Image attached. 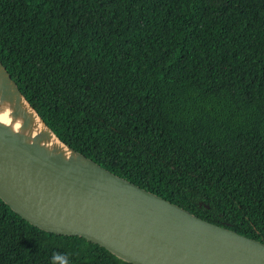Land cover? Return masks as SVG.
<instances>
[{"label": "trees", "instance_id": "1", "mask_svg": "<svg viewBox=\"0 0 264 264\" xmlns=\"http://www.w3.org/2000/svg\"><path fill=\"white\" fill-rule=\"evenodd\" d=\"M0 59L69 146L264 242V0H0ZM0 264L131 263L0 199Z\"/></svg>", "mask_w": 264, "mask_h": 264}, {"label": "water", "instance_id": "2", "mask_svg": "<svg viewBox=\"0 0 264 264\" xmlns=\"http://www.w3.org/2000/svg\"><path fill=\"white\" fill-rule=\"evenodd\" d=\"M0 199L41 230L83 237L131 264H264V242L198 217L61 140L1 59Z\"/></svg>", "mask_w": 264, "mask_h": 264}, {"label": "bare ground", "instance_id": "3", "mask_svg": "<svg viewBox=\"0 0 264 264\" xmlns=\"http://www.w3.org/2000/svg\"><path fill=\"white\" fill-rule=\"evenodd\" d=\"M215 7V6H214Z\"/></svg>", "mask_w": 264, "mask_h": 264}]
</instances>
